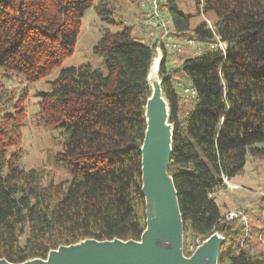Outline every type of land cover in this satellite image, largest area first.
Listing matches in <instances>:
<instances>
[{
    "label": "trees",
    "instance_id": "obj_1",
    "mask_svg": "<svg viewBox=\"0 0 264 264\" xmlns=\"http://www.w3.org/2000/svg\"><path fill=\"white\" fill-rule=\"evenodd\" d=\"M197 10L215 16L214 31L224 51L206 48L168 67L163 47L159 68L173 125L168 172L178 192L188 234L204 242L225 237L219 264H264L263 228L245 230L226 221L214 199L224 178L241 174L247 156L264 158V0H195ZM116 23L107 0H0V70L34 82L49 76L74 54L88 8ZM177 39L214 43L206 22L191 27L178 0L161 3ZM157 41L106 29L93 49L106 66L63 69L40 93L39 124L60 130L55 163L71 180L44 184V169L20 162L24 111L11 114L0 92V259L21 264L46 259L60 246L83 240L139 241L146 228L141 152L146 132L148 81ZM185 76L197 91L183 113L178 83ZM13 150L10 154L9 151ZM264 202V198H263ZM187 254V252H186ZM189 255V254H188Z\"/></svg>",
    "mask_w": 264,
    "mask_h": 264
},
{
    "label": "rangeland",
    "instance_id": "obj_2",
    "mask_svg": "<svg viewBox=\"0 0 264 264\" xmlns=\"http://www.w3.org/2000/svg\"><path fill=\"white\" fill-rule=\"evenodd\" d=\"M98 3L100 0H93ZM112 7L113 19L116 23L109 24L103 21L97 14L94 6L87 9L82 20L81 30L75 45L74 54L66 59L61 66L56 67L53 72L40 80L29 82L21 75H12L6 78L5 73L0 70V92L9 97L6 106L11 114L14 113L17 105H21L24 111L21 150L23 158L21 167L28 170L31 168L44 169L46 176L43 183L49 184L66 182L71 180L68 170L55 163V154L59 151L58 141L62 139L61 131H51L39 124V103L40 93L48 92L51 89V82L59 75L60 71L72 67L90 65L93 68L106 70L104 61L93 53V49L104 31L109 29L113 32H121L125 27H133V35L147 43L153 44L160 37L161 28H153L151 20L147 16L148 8H142L141 3L148 0H107ZM166 0H162L165 2ZM180 11L190 17L191 27L195 28L205 22V18L211 23H215V16L212 13L203 14L198 11L195 0H178ZM165 22L172 31L171 20L167 14L161 12ZM173 33V32H172ZM174 39L179 42L181 50L168 47L169 61L168 67L174 68L181 64L182 59L192 57L196 53L199 44L195 42L193 46L186 44V40ZM163 54V52H162ZM163 56V55H162ZM162 59V58H161ZM156 52L155 62H158ZM153 64H155L153 62ZM185 85H189V80L185 76L179 79ZM179 93L180 90L178 89ZM183 95V94H182ZM166 99V98H165ZM194 103V99L183 95L181 106L183 113L187 112ZM4 106V103L0 104ZM264 147V143L258 144ZM13 150L9 151V154ZM233 187V188H232ZM264 158L247 156V162L243 172L229 180V185H224L214 194V199L220 207L221 213L226 215L235 210H242L246 216V224L250 229L263 228L264 226ZM242 223V221H239ZM243 224V223H242ZM198 239V238H197ZM187 245L195 243L196 240L188 234ZM258 248L264 247V238L258 240ZM198 247V246H196ZM187 252V254H186ZM184 237V253L190 256Z\"/></svg>",
    "mask_w": 264,
    "mask_h": 264
},
{
    "label": "water",
    "instance_id": "obj_3",
    "mask_svg": "<svg viewBox=\"0 0 264 264\" xmlns=\"http://www.w3.org/2000/svg\"><path fill=\"white\" fill-rule=\"evenodd\" d=\"M153 64L148 81L151 95L145 108L146 132L141 152L142 194L146 201V228L139 241L83 240L60 246L46 259L21 264H219L226 239L214 233L196 250L184 253V222L173 177L168 169L172 158L173 125L169 104L163 96L159 68ZM0 264H13L0 259Z\"/></svg>",
    "mask_w": 264,
    "mask_h": 264
},
{
    "label": "built area",
    "instance_id": "obj_4",
    "mask_svg": "<svg viewBox=\"0 0 264 264\" xmlns=\"http://www.w3.org/2000/svg\"><path fill=\"white\" fill-rule=\"evenodd\" d=\"M161 3H162V0H148L147 2L143 1L141 3L142 8H148V12L146 14L151 20V26L153 28H156V27L161 28L160 37H159L157 48H156V52L158 54V58H159L158 61L159 62L162 61V59H163V56H162L163 55L162 54L163 47H167V48L171 47V48L177 49V50H181V47H182V45L179 42H177L173 36L172 37L170 36V34L173 31H171L169 29V25L165 22L162 14H161V10H160ZM205 22L207 23L208 27L213 31L216 41L214 43H211V44L202 42L199 45V47L197 48L195 53L198 54L202 50L209 48V47L210 48H217V49L224 51L226 48V44L220 40L219 36L216 35V33L214 31V28H215L214 24L211 23L206 18H205ZM186 44L189 46H193L195 44V41L192 39H187ZM154 63H155V61H154ZM178 88H179L180 92L187 98L195 99L197 97V91L195 89H193L191 86L185 85L183 82L178 83ZM224 185H229V179L224 178ZM225 220L226 221H234V220L240 221L241 220L245 226V230L246 231L249 230L247 225H245L246 224V216L242 210H235L233 212L228 213L226 215ZM202 243H203L202 239L198 238V239H196L195 243L187 245V248L189 250V255H191L196 250V248H197L196 246H199Z\"/></svg>",
    "mask_w": 264,
    "mask_h": 264
},
{
    "label": "bare ground",
    "instance_id": "obj_5",
    "mask_svg": "<svg viewBox=\"0 0 264 264\" xmlns=\"http://www.w3.org/2000/svg\"><path fill=\"white\" fill-rule=\"evenodd\" d=\"M159 63V61L157 62H155V67H154V70H156V67H157V64Z\"/></svg>",
    "mask_w": 264,
    "mask_h": 264
}]
</instances>
